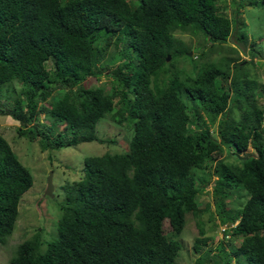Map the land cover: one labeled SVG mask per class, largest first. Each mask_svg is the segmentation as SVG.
<instances>
[{"label": "trees", "instance_id": "1", "mask_svg": "<svg viewBox=\"0 0 264 264\" xmlns=\"http://www.w3.org/2000/svg\"><path fill=\"white\" fill-rule=\"evenodd\" d=\"M220 1L0 0V114L19 123L17 135L45 151L112 142L95 135L105 115L132 131L125 151L82 159L81 176L62 184L56 237L34 232L8 264H175L173 236L185 213L202 211L198 195L209 184L220 223H235L239 237L231 254L218 244L216 264H264V83L247 67L260 53L250 42L246 62L228 45L234 57L203 61L221 52L243 0L232 19ZM176 33L202 41L189 46ZM99 61L110 66L108 87L87 84ZM31 184L0 135V246ZM205 241L195 237L192 250ZM209 251L191 264H209Z\"/></svg>", "mask_w": 264, "mask_h": 264}, {"label": "rangeland", "instance_id": "2", "mask_svg": "<svg viewBox=\"0 0 264 264\" xmlns=\"http://www.w3.org/2000/svg\"><path fill=\"white\" fill-rule=\"evenodd\" d=\"M238 2L239 0H221L219 2L221 12L232 19ZM246 2V0L242 1V6L239 7L235 16L236 21L234 22V19H232L231 33L225 43L227 45H221L219 47L221 52L218 51L219 53L216 51L209 53L203 58V61L206 58H217L220 53L221 55L234 57L235 54L229 53L227 46L235 45L238 47V57L247 62L251 58L247 55V50L250 42H252L253 47L260 53V57H254L252 61L260 60H257L259 63L255 64L254 67L250 64L247 67H249L250 76H254L258 81L264 83V8L248 5ZM239 33L247 38L245 43L237 41ZM175 35L183 38L189 46H195L202 41L199 37L190 36L185 33H176ZM122 42L123 40L118 43L117 49L121 48ZM219 48L218 46L215 47V49ZM111 49L112 46L110 47V45L106 48L108 54ZM182 66L185 71L189 73L192 71L190 63H177L178 68ZM98 68H100L101 72L97 79L89 78L87 79V84L105 85L108 87L110 83L104 73L110 66L106 65L104 61H99ZM3 88H1L2 93ZM181 96L185 102L187 101L186 104L189 105L184 95ZM116 99L114 98V101ZM40 121L48 124V120L45 118L40 117ZM18 124L10 116L0 114V135L10 145L21 164L29 171L32 177V184L20 197L13 233L6 243L0 246V264H8V259L15 245L31 236L34 232H37L41 239L46 238L50 240L55 238L56 222L59 217L58 205L63 200L62 184L78 179L81 176V164L84 157L97 156L105 152L125 151L127 149V142L132 134L130 126H127L125 122L121 124L115 123L105 115L96 122L95 135L101 139H111L112 142L98 143L96 141H89L40 151L35 141H28L24 136L17 135L16 127ZM247 152L251 154V148ZM49 171H51V182L53 185L51 196L43 194ZM211 188V184L207 185L204 188L207 192H202L198 195V207L202 211L197 215V218L190 212L185 213V223L181 232L177 236L168 233V236H173L180 245L174 259L175 264H191L196 256H205L208 249L210 251L207 254V258L211 261L209 264H216V262H219V258H221V254L220 256H214L218 254V244H221L226 253L231 254L232 247L238 243L239 237L232 236L228 224L220 223L219 217L215 213L216 209L210 194ZM207 203L209 208L206 209L205 204ZM222 227H225L224 231L221 230ZM199 228L201 232H198ZM163 230L168 232V225H163ZM195 237L206 239L205 244L200 246L198 253L194 252L191 248ZM242 264L245 263L242 262Z\"/></svg>", "mask_w": 264, "mask_h": 264}, {"label": "water", "instance_id": "3", "mask_svg": "<svg viewBox=\"0 0 264 264\" xmlns=\"http://www.w3.org/2000/svg\"><path fill=\"white\" fill-rule=\"evenodd\" d=\"M187 54L190 55V52H188ZM168 59H169V56L167 55L165 60H168ZM52 188H53V186H52V182H51V171H49L48 175L46 177L45 188H44L43 194L51 196L52 195Z\"/></svg>", "mask_w": 264, "mask_h": 264}, {"label": "clouds", "instance_id": "4", "mask_svg": "<svg viewBox=\"0 0 264 264\" xmlns=\"http://www.w3.org/2000/svg\"><path fill=\"white\" fill-rule=\"evenodd\" d=\"M53 186V185H52ZM53 189V188H52ZM234 224L235 223H233V224H231V225H233L234 226ZM231 225H228V227L231 229V227H233V226H231ZM225 230V227H224V229L222 230V231H224Z\"/></svg>", "mask_w": 264, "mask_h": 264}, {"label": "built area", "instance_id": "5", "mask_svg": "<svg viewBox=\"0 0 264 264\" xmlns=\"http://www.w3.org/2000/svg\"><path fill=\"white\" fill-rule=\"evenodd\" d=\"M231 226H233V225H231ZM223 229H224V227L221 228V230H223Z\"/></svg>", "mask_w": 264, "mask_h": 264}]
</instances>
